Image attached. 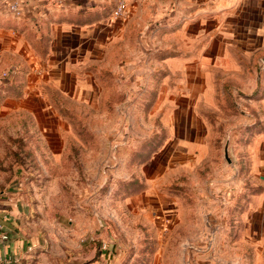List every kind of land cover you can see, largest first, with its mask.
<instances>
[{
  "label": "rangeland",
  "instance_id": "1",
  "mask_svg": "<svg viewBox=\"0 0 264 264\" xmlns=\"http://www.w3.org/2000/svg\"><path fill=\"white\" fill-rule=\"evenodd\" d=\"M43 2L0 0L7 264H264V132L245 145L252 120L263 126L264 92L253 102L224 82L241 63L201 65L193 107L182 110L171 74L198 64L159 63L156 31L132 48L125 32L87 46L106 65L103 86L82 74L92 63L81 56L75 77L53 79L30 46L34 32L17 30L40 18Z\"/></svg>",
  "mask_w": 264,
  "mask_h": 264
},
{
  "label": "crops",
  "instance_id": "2",
  "mask_svg": "<svg viewBox=\"0 0 264 264\" xmlns=\"http://www.w3.org/2000/svg\"><path fill=\"white\" fill-rule=\"evenodd\" d=\"M116 1L44 0L40 18L17 30L34 32L30 46L42 62L43 69L54 76L51 77L53 79L59 78L57 72H64L63 76H68L66 83L70 74L75 77L76 68L70 67L73 66L72 61L81 56L84 61L92 63L84 68L82 74L93 76L95 87L103 86L102 71L106 65L102 66L100 61L91 58L93 49L88 50L87 46H98L106 35L117 37L119 32H125L133 39L127 43L132 48L137 45L139 33L147 30L156 31L153 41H156V60L159 63L167 66L183 64L184 71L186 68L189 70V64H198L195 74L184 75L182 71L171 74L176 95L173 108L182 110L187 104L193 107V87L199 85L197 82L203 79L204 71L208 69L202 71L201 65H216L221 60L231 66L241 63V75L235 72L237 70L229 71L224 75V82L241 86V95L252 98V101L263 94L264 0H127L124 14L114 17L112 9ZM144 40L149 41L148 38ZM112 62L118 63L110 59L109 63ZM167 73L165 70L161 78L158 77L161 79L159 90H163L161 83ZM181 78L185 80L182 90L177 88ZM215 82H219L218 75ZM20 86L18 82L5 86V89L20 90ZM209 120L213 124V120ZM183 121L185 127H191V120ZM262 125L255 118L252 120L249 124L251 134L245 145L258 141L257 134L264 132V123ZM4 213L5 209L1 208L2 227ZM3 231L6 233L4 227ZM1 233L0 230V264H7L6 256L14 243L7 238L2 239Z\"/></svg>",
  "mask_w": 264,
  "mask_h": 264
},
{
  "label": "built area",
  "instance_id": "3",
  "mask_svg": "<svg viewBox=\"0 0 264 264\" xmlns=\"http://www.w3.org/2000/svg\"><path fill=\"white\" fill-rule=\"evenodd\" d=\"M9 7H10V10L13 13H15L16 15L20 13L19 3L17 1H13L9 5ZM125 10H126V0H117L115 6L112 9V15L114 17L122 16L124 14ZM2 216L6 217V214L4 213ZM0 230L2 231L1 238L6 239L7 234L3 231L2 224H0Z\"/></svg>",
  "mask_w": 264,
  "mask_h": 264
}]
</instances>
